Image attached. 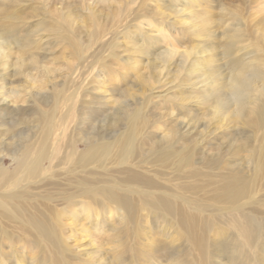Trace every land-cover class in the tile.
<instances>
[{
	"label": "rangeland",
	"instance_id": "obj_1",
	"mask_svg": "<svg viewBox=\"0 0 264 264\" xmlns=\"http://www.w3.org/2000/svg\"><path fill=\"white\" fill-rule=\"evenodd\" d=\"M242 1L20 0L19 6L15 9L7 8L4 15L0 13V34L5 35L10 27L12 33H6V36L13 34L15 38L22 39V46L18 49L16 44H10L9 54L5 60L0 59V165L8 171L13 170L14 162L11 156L19 154L27 142L35 140L40 134L44 124L43 114L49 108L56 106L53 113L57 116H52L56 127L53 137L54 135L62 137L59 144L61 149L58 150L60 153L57 151L53 160V164L58 161L61 164L57 163L58 167L54 169L60 172L61 180L66 176L65 171L70 168V161L66 158L69 153L70 136L77 140V150H83L82 142L110 141L122 132H130L131 116L139 113L136 120L138 125L132 127L136 129L134 137L137 139L140 136L136 133L139 127L144 125L140 133L144 136H155L154 139L153 137L150 139V143L160 144V147L168 146L170 142L161 146L164 143L160 142L162 135L171 136L172 131L178 130L179 122L187 121L188 132L193 134L186 138L188 140L191 138L190 142H198L197 146L193 143L194 151L198 150L195 163L226 161L246 180L258 179L254 190L256 194L264 196L261 186V191L258 190L259 182L264 185V176L261 180L258 177V174L264 173V161H261V164L257 163L258 152L261 147L264 149V133L249 128L241 121L239 124H228L227 129L216 130L220 125L212 120L209 112L211 102L210 100L207 102L212 91L204 90L189 95L194 97V100H199L201 104L199 107L189 106L186 111L182 107L178 108L177 98L180 95L174 92L175 89L167 98L157 97L162 90L176 84L177 72L176 68L171 66L169 71H162L163 75L158 74L166 62L162 58L157 59L156 54L159 51H156V40L153 37L161 32L169 46L179 50L189 47L191 43L185 39L194 37L192 30L187 28L190 24L188 18L191 17L189 11L199 15L198 24L209 15L219 14L221 6L227 9V13L245 19L240 36L247 38L249 35L250 41L244 39L240 45H231L225 43L230 34L218 36L217 53H220L223 47L234 51L232 56L220 62L222 76H228V71L232 67L230 60L234 56L242 59L240 66L243 67L252 66L258 57L264 60V7L262 6L260 11L256 4H250L247 10L244 7L241 9L239 4ZM3 2L6 1L0 0V10L4 9ZM109 6L116 7L119 11L108 9ZM173 12L178 14L175 15ZM118 15L119 18L116 19ZM114 19L117 23L112 22ZM98 22L105 25L103 34H106V38L111 37L112 33L115 34L108 44L90 43L89 34ZM219 29H216V32L221 31ZM28 38H31L30 45L24 41ZM31 56H35V60L31 59ZM228 92L226 89L220 91L222 97ZM60 97L62 99L58 100ZM67 97L71 101H68ZM146 97H150L147 98L149 103ZM71 103H75L76 108ZM179 103L182 106L183 103L180 101ZM193 107L204 108L192 110ZM70 110L76 115L71 116ZM57 120L64 122L56 124ZM176 141L174 144L171 143L173 147H178L181 142ZM144 148H148L147 144L139 147L143 153ZM43 166L49 164L45 162ZM203 172H210V169L203 167ZM168 173L155 175L151 173V176L174 192L176 191L173 189L174 186L181 181L172 180V174ZM203 180L204 178H199L192 183L201 184ZM53 188V185H48L45 189L38 190L36 194L56 195L51 205L54 207L52 213L57 215H53L52 220H59L64 225L60 228V244L61 250L67 256L65 259L70 264H198L197 253L194 257V251L189 248L185 237L176 232L167 217L152 213L141 206L133 220L121 219L122 213L118 210L115 212L103 209L97 217L99 208L97 205L81 207L74 204L62 210L63 201ZM187 208L192 211L190 205ZM260 218L264 223L263 213L260 214ZM211 232H214L211 235L213 247L216 248L218 245V251L213 248L216 251L214 255L222 258L217 259L215 256L217 261H214L218 264L224 263L225 257L231 255L232 247L237 244V235L232 230L224 232V235L219 233L218 228ZM15 238L10 240L13 250H9L7 241H2L5 245V248L3 247L5 263L30 264L29 257H33L32 264H54L52 260L55 257L52 258L51 254L49 260H52L47 262L45 257L44 262L37 249L32 250L29 246L22 248V240ZM225 240L226 243H223ZM155 242L156 249L153 247ZM5 249L7 251H4ZM11 251L14 253H9ZM222 251L225 257H221ZM18 256L21 259L16 261ZM55 264L61 262L55 261Z\"/></svg>",
	"mask_w": 264,
	"mask_h": 264
},
{
	"label": "bare ground",
	"instance_id": "obj_2",
	"mask_svg": "<svg viewBox=\"0 0 264 264\" xmlns=\"http://www.w3.org/2000/svg\"><path fill=\"white\" fill-rule=\"evenodd\" d=\"M4 1H6L2 4L4 9L0 10L3 15L7 8L15 9L20 3V0ZM250 4H256V7L258 6L257 8L261 11V7H264V0H243L240 2L239 8L244 7L247 10ZM108 9L119 11L118 8L112 6H109ZM173 13L178 14V12ZM92 14L93 12H91ZM189 14L191 17L188 18L190 24L187 28L191 29L194 34L193 38L185 39L191 43L189 47L179 50L169 46L164 41V34L161 32L153 37L156 40V51H159L156 54L157 59L159 57L166 62L158 74L163 75L162 71H169L171 66L175 67L177 72L176 84L162 90L157 97L167 98L169 93L175 89L174 92L180 95L177 98L178 108L182 107L185 110L189 106L196 105L199 107L201 104L199 100H194L195 98L189 95L204 90L212 91L207 102L209 103V100L211 102L209 112L213 117L212 120L215 124L220 125L216 130L227 129L228 124H239L241 121L243 124H247L249 128L264 133V60L258 57L252 66L243 67L240 66L243 62L242 59L239 56H234L230 60L232 67L228 71V76L224 77L221 75L222 66L220 62L226 57L232 56L234 51L227 47H223L220 53L216 51L219 35L230 34L225 43L231 45H240L244 39L249 40V35L247 38L240 36L245 19L227 13L224 6L219 8V14L209 15L200 24H198L199 15L190 11ZM6 17L8 18V16ZM118 18L119 15L116 16V19ZM112 22L117 23V20L114 19ZM104 27L105 25L100 22L95 23L94 30L89 34L91 44L104 45L111 40V37L113 40L115 34L112 33L111 37L106 38V34H103ZM219 28L221 31L216 32V29ZM6 33H12L10 27L5 35L4 33L0 34L1 60H5L9 54L10 44H16L18 49L22 46V39L15 38L13 34L6 36ZM24 41L30 45L31 38ZM30 58L35 60V56ZM237 84L238 87L235 86ZM222 89L229 90L223 97L220 93ZM147 98L145 99L147 100ZM67 100L71 101L68 97ZM179 101L183 103L182 106ZM55 107L49 108L45 113L42 112V114L44 113L42 117L44 124L35 140L27 142L19 154L14 153L15 155L11 156L14 162L13 170L8 171L0 165V264H7L4 262L3 249L5 245L2 244V241H7L8 244H5L9 250H13L14 247L10 242L13 237L22 240V248L29 246L32 250L37 249L44 262L52 260L51 258L49 260L51 254L52 258L55 257L52 260L54 264L55 261H59L61 264H70L65 259L67 256L61 250L60 244V228L64 225L59 220H52V216L57 215V213H52L54 207L51 205L54 203L56 195L42 194L38 196L36 194L38 190L45 189L48 185H53V189L60 195L59 197L63 201L62 210L64 207L74 204L81 207L97 205L100 208L97 210V217L99 213L103 212V209L115 210V212L118 210L122 213L121 219L133 220L141 206L152 213L162 215L164 218L167 217L171 221L169 224L172 223L171 225L176 229V232L185 237L189 248L194 251V257L197 253L198 264H218L215 262L217 261L215 260L217 254L214 255L216 253L214 249L218 251V245L216 248L213 247L211 236L214 233L211 231L217 228L220 230L219 233L224 235L227 231L232 230L238 239L237 244L232 247L234 252L229 251L231 255H227V258L222 251L221 257H225V262H220V264H264V223L260 218V214H264V196L256 194V190H254L255 182L258 179L246 180L226 161L195 163L198 150L194 151L193 143L197 146L198 142H190L191 138L189 140L186 138L193 134L188 132L187 121H178V130L172 131L171 136H168L169 134L162 135L160 142L164 143L161 146L170 142L165 147L150 143L151 138L154 139L155 136H144L140 133V130L145 127L144 125L139 127L136 133L140 138L134 137L136 129L132 127L138 125L136 120L139 118V113H136V116H131L130 132H122L123 134L120 133L119 136L110 141L82 142L84 149L77 150V140L74 139V136L73 138L70 136L68 157L65 156L70 161V168L68 167L69 170L64 173L66 176L64 175V179L61 180L59 179L60 172L54 170L55 167H58L59 161L53 164L58 150L61 149H59L60 139L62 140L59 134V137L55 135L53 137V132L56 130L52 117L55 115L53 113ZM203 108L193 107L192 110ZM241 109L243 115H237L236 113ZM71 114H73L72 110H70ZM59 118L58 115L57 119ZM56 122L58 124L61 121L58 122L57 120ZM66 127L68 128V126ZM76 138L78 139V137ZM175 141L178 143L181 141L178 147H173L171 144H174ZM146 144L148 148H144L145 152L143 153L139 147ZM203 147L201 144V148ZM138 158L139 160H137ZM263 158L264 149L261 147L258 152L257 163L261 164V161H264ZM45 162L49 166H43ZM203 167L210 169V172H203ZM165 172L172 174V180L181 181L174 186L173 189L176 191L173 192L171 188H167L163 184L162 186L161 182L158 183L151 176ZM263 176L264 173L258 174L260 180ZM199 178H204L201 184L192 183L193 180L196 181ZM189 180L192 181L188 182ZM260 186L264 190V185L260 182L258 190H260ZM188 205L191 206L192 211L187 208ZM87 216L86 214L85 217ZM215 237L217 238V236ZM219 238L218 240L222 242ZM213 243L215 244V242ZM223 243H226V240ZM18 246L20 247V245ZM153 247L156 249V242ZM19 256L15 259L16 261L23 257L22 253L21 258ZM45 257H47L46 260ZM219 258L220 256L217 259ZM29 259L30 264H32L34 258L29 257Z\"/></svg>",
	"mask_w": 264,
	"mask_h": 264
},
{
	"label": "clouds",
	"instance_id": "obj_3",
	"mask_svg": "<svg viewBox=\"0 0 264 264\" xmlns=\"http://www.w3.org/2000/svg\"><path fill=\"white\" fill-rule=\"evenodd\" d=\"M0 51H2V50H0ZM235 86H237L238 87V84L237 85H235ZM239 102V101H238ZM237 115H240V116H242L243 115V110L241 109L240 111H238L237 113H236Z\"/></svg>",
	"mask_w": 264,
	"mask_h": 264
}]
</instances>
